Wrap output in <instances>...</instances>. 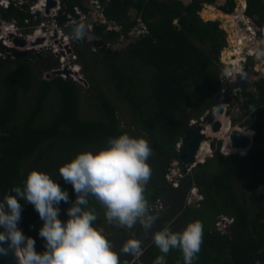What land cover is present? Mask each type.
Here are the masks:
<instances>
[{
	"label": "trees",
	"instance_id": "16d2710c",
	"mask_svg": "<svg viewBox=\"0 0 264 264\" xmlns=\"http://www.w3.org/2000/svg\"><path fill=\"white\" fill-rule=\"evenodd\" d=\"M59 1L63 7L90 12L83 0ZM201 2L218 6L229 14L237 7L236 0H191L187 4L181 0H99L102 16L111 23L93 25L92 32L103 46L111 47L121 37L129 40L138 20L147 33L111 53L97 48L92 51L93 43L75 46L78 63L83 65L86 81L94 90L92 99L99 113L94 119L80 116L83 89L76 82L54 77L34 83L31 66L36 64L40 71H51L57 67V60L53 61L51 56L33 53L18 60L0 57V78L5 92L0 103V200L13 187H22L27 174L37 169L48 173L74 201L72 186L65 184L59 175L60 165L81 151L95 152L105 147L109 137L127 133L146 138L153 150L148 160L152 177L145 195L149 204L156 201L169 188L165 175L170 161L179 159L175 145L180 140H184L183 147L186 145L190 121L199 120L212 110L218 93L227 87L219 75L224 70L220 56L228 45L227 34L219 20L200 17ZM245 14L259 28H264V0H247ZM26 17L27 14L12 6L0 10V19L5 22L16 20L23 26ZM252 60L244 70L247 76ZM91 62L108 73L117 96L128 105L130 123L120 121L109 97L88 74ZM10 64L16 68V77L2 76ZM33 85L34 103L19 120L20 92L27 93ZM254 89L256 93L243 91L235 96L243 111L241 127L254 132L248 155L226 156L220 153L222 141L217 148L212 145L213 157L198 162L191 171L203 199L191 204H185L183 199L179 215L171 223L174 232L182 231L194 220L203 223V243L193 264H264V78L254 84ZM50 95L57 97V110L44 122L40 116ZM232 123L235 125L236 121ZM228 151L224 149L226 154ZM243 179L247 180L246 189L239 192L236 183ZM20 203L23 211L18 227L25 236L35 239L36 250L42 252L44 241L38 232L43 221L31 204L23 200ZM69 206L60 204L62 221L67 220ZM88 208L99 213L96 227L111 226L112 231L106 236L109 240L115 232L124 231L106 223L103 208L95 199L90 198ZM222 217L233 219L226 231L219 226ZM157 255L161 253L152 242L144 244L141 255L132 264H153ZM165 259L167 264H183L182 253L177 249L170 250Z\"/></svg>",
	"mask_w": 264,
	"mask_h": 264
},
{
	"label": "clouds",
	"instance_id": "9594fccd",
	"mask_svg": "<svg viewBox=\"0 0 264 264\" xmlns=\"http://www.w3.org/2000/svg\"><path fill=\"white\" fill-rule=\"evenodd\" d=\"M90 13H94L92 7ZM97 16H102L101 11ZM70 27L73 41L88 37L89 25L86 22H73ZM130 39L134 40L135 37L130 36ZM89 43L93 42L90 40ZM259 45H264V40L258 41L255 50L258 57H264V49ZM246 67H237L235 71L238 75L234 82H225L232 85L239 80V76L247 78L244 71ZM226 105L230 107L229 102ZM255 110L256 107L251 109L252 112ZM211 111L199 120H191L190 129L201 124ZM192 121H196L193 126ZM207 128H204V134ZM251 132L248 130L245 133L251 135ZM180 141L184 144V140ZM105 143V147L95 152L81 151L60 165L59 175L65 184L72 186L76 194L74 201H70L68 192L48 173L37 169L27 174L22 187H13L0 200V228L3 229L0 231V255H7L11 250L17 258V264H120V254L113 243L105 236L103 229L95 226L99 213L95 208H88L90 198L103 208L106 223L124 228V231L139 228L148 236L158 219L145 195L152 177L148 160L153 150L146 138L133 137L127 133L109 137ZM231 151L230 148L226 156ZM21 200L31 204L43 221L38 232L44 241L42 252L36 250L35 239L25 236L18 227L23 211ZM61 202L70 204L66 209L65 221L60 219ZM203 237L204 225L199 220L187 223L179 232L169 228L151 232V242L161 253L155 257L153 264H167L165 257L172 249L182 253L183 264H193L201 251ZM141 250L142 240L139 238H126L120 246V253L133 257L141 254Z\"/></svg>",
	"mask_w": 264,
	"mask_h": 264
},
{
	"label": "water",
	"instance_id": "95a60500",
	"mask_svg": "<svg viewBox=\"0 0 264 264\" xmlns=\"http://www.w3.org/2000/svg\"><path fill=\"white\" fill-rule=\"evenodd\" d=\"M33 1V0H32ZM47 13L49 9L55 8L57 3L55 0H47ZM97 3L99 0H95ZM247 1V0H246ZM201 4L205 5L204 2ZM237 10H235L231 14H236L239 9H242L243 6L241 4L237 5ZM235 8V9H236ZM246 8H244L245 10ZM92 11L94 12L90 16H88L84 22L87 24H94L98 20L97 7L95 5L92 6ZM61 16L57 18L58 22L61 24H65L62 27V33L70 36L71 32V24L73 22H80L79 15L73 12L72 9L67 7H61L60 9ZM224 12V11H223ZM227 15H231L226 13ZM211 20V19H209ZM104 24L111 25L110 22L106 21L104 18L100 20ZM240 26L242 28L247 29V25L245 22L240 21ZM1 32V31H0ZM8 40L12 43L11 47L5 46L2 42H0V47L3 48L6 52H8L7 58L11 57L12 59H20L26 56H29L35 52L34 46L42 44V39H37L35 42H28L21 37H16L13 34H7ZM93 42L95 47H98L101 52L111 53L113 50L122 49L130 44V41L125 43H120L113 45L112 48H106L101 44V42L96 40L93 32L88 33V37ZM264 39H259L261 41ZM261 49H264V45H259ZM247 53L246 49L244 50ZM247 59L249 57L247 56ZM52 76L60 75V71H53ZM52 76L47 75L46 80L51 78ZM252 77H247L244 79H239L234 84L228 86L224 91L219 93L213 103L212 111L205 116L204 121L197 125L195 128L190 129L185 133V142L186 145L181 149L179 160L182 164V173L183 176L178 178V185L169 187L153 204H151L152 209L155 214L158 216L153 228L150 230L148 236L146 237L143 234V230L139 228H135L136 235L132 236L128 231L116 232L112 235L110 242L113 243L115 250L120 254V264L122 263H134V261L140 256H131L129 254L120 253V246L125 241L126 238L133 237L139 238L142 240V244H150L151 243V232L160 230L162 228H166L168 224L173 222L179 215V204L186 196L187 191L192 187L194 183V178L191 173L193 168V164L196 162V155L198 151H200V147L204 139L206 138L203 133L205 127H211L212 132L219 133L223 124L220 120L217 119V116H223L226 113L225 104H227L230 98L234 95H239L242 91L247 90L249 87L253 86ZM253 133V132H251ZM253 137L248 136L243 133L241 130H233L230 135V143L231 147L236 150H247L249 152L253 145ZM244 156V155H241ZM0 231H3L0 228ZM7 247V245H5ZM142 251V250H141ZM142 253V252H141ZM0 264H17V258L15 257L14 252L9 250L7 255H0Z\"/></svg>",
	"mask_w": 264,
	"mask_h": 264
},
{
	"label": "rangeland",
	"instance_id": "374dc122",
	"mask_svg": "<svg viewBox=\"0 0 264 264\" xmlns=\"http://www.w3.org/2000/svg\"><path fill=\"white\" fill-rule=\"evenodd\" d=\"M184 1L187 2L189 0H184ZM236 1H237V5L241 4L243 6V8L239 9L237 11V13L234 14V15L238 16L242 12L243 17H245V19H246V21L248 23V26L251 27L252 30L253 29L256 30V35L255 36H252L250 33H248V38L246 39V41H248L247 43L249 44V48L248 49L251 50V51L254 50V49L256 50V48L258 46L259 38L260 37L264 38V28H259L255 24V22L250 17H248L245 14L246 9L244 10V8L245 7L247 8L246 0H236ZM96 3L97 2L94 1V0H83V5L86 8L91 9V7L95 4V6L97 7V11H101V8L98 6V3H97V5H96ZM204 6L205 5H203L202 9L200 10L199 15H200V17L203 20H206V18L204 19V17L201 14ZM205 7H208V6H205ZM217 8H218V6H217ZM235 10H237V8ZM97 15H99V13ZM222 17H224L225 20ZM238 18L240 19V17H238ZM212 20H219L221 22V27L226 31L228 45L223 50V52L221 53L220 63L223 66L224 65H228V66H226V69L228 71L231 70L230 74L232 73L231 78L233 79L235 77L234 76L235 73H237V72H235V70H236V68L234 67L235 65L232 66L231 64H229V62L224 61L222 57L224 55V51L225 50L231 51L232 56H234L233 51L240 49V46L237 45V42H240V38L238 37L237 33L233 32L232 29L230 27H228L230 29V31L233 33V36H232V33L225 26L224 23H226V25H227V19H226L225 15L220 16L219 19H212ZM6 24H8V23H6ZM52 30H53V23H52V21H49V26L47 28V31H48V33H50ZM251 37H252V41H251ZM4 40L7 41L8 40V36H5V38L2 39L1 41H4ZM255 40H257V42H255ZM130 41H131V39H130ZM42 45L43 44H41L40 45L41 48L38 47L39 49L36 50L34 53H42V55L44 57L51 56L53 61L58 60V59H55V57H54V55L52 53V50H53L54 46H53L51 41L47 42L46 46H42ZM37 46H39V45H37ZM37 46H35L36 49H37ZM92 51H94V50H92ZM250 65H251L250 75H253L252 78H255V79L264 78V72H263V69H264V66H263L264 65V57H258L255 54L254 59L252 60ZM82 66H81V71H80V75L82 76V78H81L82 80L81 81L79 80L77 82V80L75 78L76 83L78 85H80V87L83 89L82 90V94H81L80 116L83 119H94V118L98 117V115H99V113L97 112L98 111V107L96 108L97 104H95V102L92 99V96H93L92 93L94 92V90H92L90 88L89 81L88 80H87L88 82L86 81L85 73L82 71L83 70ZM90 66H91L90 67V72L88 74L92 78L95 79V83H96L97 87L109 97V99L111 100L112 104L117 109V114H118V118L120 119V121L123 124L124 123H130L131 122V117H130L128 105L120 97L117 96L116 92L114 91V89L111 86V83L109 81L108 73L100 65H96L93 62H91ZM31 67H32V78L34 80V83L38 79H46L47 72L40 71V69H39L40 66H38L36 64H33ZM58 67H59V65H57L56 69ZM232 69H234V70H232ZM221 72L222 73L219 74V75H220V78L222 79V75H223V73H225V69L222 70ZM7 74H10V75L16 77V68H15V66L13 64L8 65V67L4 70L2 76L3 75H7ZM49 79H52V78H49ZM49 79H47V80H49ZM69 79H71V78H69ZM224 83H223L224 86H227V87L230 86V85H228L229 82H224ZM227 87H225V88H227ZM249 91H253L254 93H256L254 90H249ZM4 94H5V92H4L3 87H2V79L0 78V103L3 100V98H4ZM35 95H36L35 85H33L32 88L25 94L20 92V95H19V98H18V104H17L19 120H21L22 117H24L25 115L28 114L29 110L31 109V107H32V105L34 103ZM56 104H57V97L54 96V95H52V96L50 95V97L47 99V101L44 104V109H43V113L40 116V120H43L44 122H47L48 120H50L52 118L53 114L55 113V111L57 110ZM230 104H234V107L230 108L229 105H226L225 106L226 113H225L224 117H218V119L223 120L224 123L226 121L227 122L229 121L230 124H231L230 125V129L231 130L228 133H225L223 135H221V132L214 133V134L211 133V135H208V136L206 135L207 137L204 139V142L208 144V149H207L208 152L207 151L204 152V154H205V158L204 159H199L198 158L197 161L204 162L205 160L211 158L212 155L214 154V150H215V148L212 145H215V147L217 148L219 141H222V145L220 146V153L221 154L223 153L224 149L230 150V148H231L232 149V151H231L232 153L229 154V155H236V154L242 155L240 152L243 151V150H236V149H233L231 147L230 135H231L232 131L235 130V129L241 130L243 133L247 132L248 129L246 127H244V128L241 127V125L244 123V119H241L243 111L241 110L240 101L236 100L235 96H233L232 98H230ZM233 120L236 121L235 125L232 123ZM209 128H210V131L212 132L211 127H209ZM245 152H246V154H244V156H247L249 152H247V150ZM175 160L176 159H172L170 161L169 165H168L166 173H169V175L171 174V170L173 168H177L178 169V167H180V169H181V167H182V165L180 166L178 164H174L173 165V162ZM246 185H247V180L243 179V180H241V181L236 183V188H237V190L239 192H242V191H245ZM185 204H186V201H185ZM98 228L103 229V232H104L105 236H109L111 231H112L111 226H108L106 224H104L102 226H99ZM166 228L174 229L171 226V223L168 224Z\"/></svg>",
	"mask_w": 264,
	"mask_h": 264
},
{
	"label": "built area",
	"instance_id": "2783aa9c",
	"mask_svg": "<svg viewBox=\"0 0 264 264\" xmlns=\"http://www.w3.org/2000/svg\"><path fill=\"white\" fill-rule=\"evenodd\" d=\"M57 3V6L55 8L49 9L48 13L47 11V0H0V10L1 9H8L9 7H14L15 9L24 12L27 14V17L24 18L23 20V26L19 25L16 20H12L10 22H5L0 19V42H2L5 46L11 47L12 43L7 40L8 45L4 43V41H1V36H2V29L3 28H10L12 30V33L16 37H21L24 38L28 44L30 42H35L37 39H43L42 44L45 42L51 41L53 44V50L52 53L57 60V65L59 67L56 69H53L51 71H48L46 76H52L53 71H60V75L58 76H52L51 78L54 77H61L64 80H70L75 81V78L77 82L82 80V76L80 75L81 71V66L78 63V57L74 52V48L76 45H82L85 43H89L90 40L88 38H85L82 41H73L70 36H67L62 33V27L65 26V24H61L58 22L57 18L61 16V4L59 0H55ZM97 5V3H96ZM73 12H75L77 15H79L80 19L79 21H84L91 13H84L81 11L79 7H74L72 8ZM49 21H52L53 23V30L48 33L47 28L49 26ZM8 23V24H6ZM48 23V24H47ZM137 25L134 27V29L131 32L130 36H133L135 38L143 36L144 34L147 33V29L144 27L143 23L140 22V20L137 21ZM248 24V23H247ZM89 25V32H92V28L94 24H88ZM247 33H250L252 36L256 35V30H252L251 27L247 25ZM9 34V33H7ZM7 36V35H5ZM258 40V39H257ZM255 40V42H257ZM127 40H125L123 37H121L118 41V44L120 43H125ZM252 41V37H251ZM37 46V49L34 46V50H38L41 48ZM39 47V48H38ZM106 48H112V47H106ZM95 51V48H93ZM256 52L254 50H248L247 53H245V56L243 57L241 61H239V64L241 67L244 69L248 63L249 60L253 59L255 56ZM8 52H6L3 48L0 47V57L1 58H7ZM247 56L249 59H247ZM228 66V65H226ZM251 70V67H250ZM74 71L76 73H74ZM231 70H227L225 67V73L222 75V80L229 81V82H234L236 76L238 73H235V77L232 79L230 74ZM196 121L191 122V126L195 125ZM204 143L201 144V147ZM183 141H180L179 143L176 144L175 146V153L179 154L181 149L183 147ZM201 149V148H200ZM224 152V150H223ZM200 151H198L196 155V162L192 165L193 167L199 162L198 157H199ZM225 154V153H224ZM227 155V154H225ZM213 157V155H212ZM204 161V160H203ZM174 164H178L181 166V161L179 159H176L173 162ZM182 169L180 167L173 168L171 170V174L166 173L165 179L166 183L169 186H177L178 185V178L182 177ZM203 199V194L200 192L199 188L193 183L192 187L187 191L186 196H185V201L186 204H191L195 201H199ZM233 219L228 218V217H222L219 221V226L222 227L224 231L227 229V225H229ZM122 264H131V263H122Z\"/></svg>",
	"mask_w": 264,
	"mask_h": 264
},
{
	"label": "bare ground",
	"instance_id": "6f19581e",
	"mask_svg": "<svg viewBox=\"0 0 264 264\" xmlns=\"http://www.w3.org/2000/svg\"><path fill=\"white\" fill-rule=\"evenodd\" d=\"M246 5H247V2H246ZM205 6H208V7H205ZM201 14L202 16L204 17V19L206 18V20H209V19H219L220 16H223L225 15L226 16V19H227V25L226 23L225 26L227 27V29H229L228 27H230L232 29L233 32L237 33L238 34V37L240 38V42H237V45L240 46V49L239 50H234L233 51V54H234V57H232V53L231 51L229 50H225L224 51V55H223V60L224 61H227L229 62V64H231L232 66H234L235 68L237 67H241V65L239 64V61H241L242 59H244L243 57L245 56V49L246 51H248L249 49V44L247 43L248 41H246V39L248 38V33L245 31L244 28H242L240 26V21L242 22H245L246 25L247 24V21L245 19V17H243V14L242 12L237 16V15H227L225 14V12H223L222 10L218 9L215 5H211V4H205ZM240 17V19L238 18ZM224 20L225 18L222 17ZM230 31V29H229ZM231 32V31H230ZM7 33H12V30L10 28H3L2 29V36H1V39H4L5 38V35H7ZM232 33V32H231ZM232 36H233V33H232ZM43 40V39H42ZM239 40V39H238ZM4 43L6 45H8L7 41H4ZM47 42H45L42 46H46ZM32 55V54H31ZM264 66V65H263ZM234 70V69H232ZM236 72V71H235ZM263 72H264V69H263ZM74 73H76L74 71ZM218 117H224L223 116H217V119ZM220 120V119H218ZM223 124V128L222 130L220 131L221 132V135L225 134V133H228L231 129H230V122L226 121L225 123L223 122V120H220ZM207 128V127H206ZM207 131L205 132V134L208 136V135H211V133L214 134V132H211L210 131V128L208 127L206 129ZM253 134V133H252ZM252 134L250 137H252ZM248 135V134H247ZM249 136V135H248ZM208 144L207 143H204L200 149V153H199V159H204L205 158V154L204 152H208ZM225 153V152H224ZM241 153V152H240ZM244 154H246V152H243ZM226 154V153H225ZM243 154V155H244ZM208 155V154H207Z\"/></svg>",
	"mask_w": 264,
	"mask_h": 264
},
{
	"label": "crops",
	"instance_id": "0c3cea01",
	"mask_svg": "<svg viewBox=\"0 0 264 264\" xmlns=\"http://www.w3.org/2000/svg\"><path fill=\"white\" fill-rule=\"evenodd\" d=\"M181 1H182L183 3H185V4H187V3H188L189 1H191V0H189V1H187V2H185L184 0H181ZM130 15L134 17L133 13H131ZM252 76H253V75H249V74H248L247 77H252ZM257 79H258V78H257ZM257 79L253 78V79H252L253 86L249 87V88H248L247 90H245V91H249V90H254V91H255V89H254V84H255L260 78H259L258 80H257ZM256 80H257V81H256ZM242 92H243V91H242ZM242 92H241V93H242ZM251 92H252V91H251ZM241 93H240V94H241Z\"/></svg>",
	"mask_w": 264,
	"mask_h": 264
},
{
	"label": "flooded vegetation",
	"instance_id": "af4514ba",
	"mask_svg": "<svg viewBox=\"0 0 264 264\" xmlns=\"http://www.w3.org/2000/svg\"><path fill=\"white\" fill-rule=\"evenodd\" d=\"M102 18H104L103 16H101V17H98V22H95L94 24H96V23H98V24H103L100 20H102ZM232 57H234V56H232ZM251 66V65H250ZM249 75H250V73H249ZM233 97V96H232ZM229 103H230V101H229ZM154 202H152L151 204H153ZM150 204V205H151ZM128 231L133 235V236H135L136 235V231H135V228H134V231L132 230V229H128ZM143 246H144V244H142V250H143ZM141 255V254H140Z\"/></svg>",
	"mask_w": 264,
	"mask_h": 264
}]
</instances>
